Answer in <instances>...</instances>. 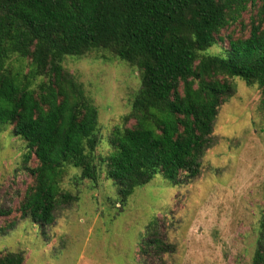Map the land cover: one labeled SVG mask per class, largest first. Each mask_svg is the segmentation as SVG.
Here are the masks:
<instances>
[{
    "label": "trees",
    "instance_id": "16d2710c",
    "mask_svg": "<svg viewBox=\"0 0 264 264\" xmlns=\"http://www.w3.org/2000/svg\"><path fill=\"white\" fill-rule=\"evenodd\" d=\"M93 54L140 78L100 164L98 108L64 66ZM235 78L261 89L264 109V0H0V125L26 142L32 178L21 216L53 224L77 198L62 187L70 168L97 182L103 165L122 202L158 174L174 187L190 183ZM170 248L154 237L140 251ZM23 263L22 253H0V264ZM252 264H264V211Z\"/></svg>",
    "mask_w": 264,
    "mask_h": 264
},
{
    "label": "rangeland",
    "instance_id": "374dc122",
    "mask_svg": "<svg viewBox=\"0 0 264 264\" xmlns=\"http://www.w3.org/2000/svg\"><path fill=\"white\" fill-rule=\"evenodd\" d=\"M64 66L98 108L100 164L112 130L130 113L139 72L94 54L67 57ZM233 84L200 174L190 183L174 187L158 174L122 202L103 165L97 182L70 168L62 187L77 198L59 207L53 224L43 228L19 210L32 183L24 163L27 144L1 124L0 211L8 214H0V253H22L23 264H252L264 211V109L257 85L239 78ZM35 164L32 156L28 165ZM154 237L171 246L169 252L144 255L141 245Z\"/></svg>",
    "mask_w": 264,
    "mask_h": 264
}]
</instances>
